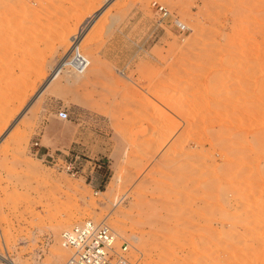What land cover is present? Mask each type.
Masks as SVG:
<instances>
[{
	"label": "rangeland",
	"instance_id": "1",
	"mask_svg": "<svg viewBox=\"0 0 264 264\" xmlns=\"http://www.w3.org/2000/svg\"><path fill=\"white\" fill-rule=\"evenodd\" d=\"M86 219L135 264L264 263V0H0V253L70 264Z\"/></svg>",
	"mask_w": 264,
	"mask_h": 264
},
{
	"label": "built area",
	"instance_id": "2",
	"mask_svg": "<svg viewBox=\"0 0 264 264\" xmlns=\"http://www.w3.org/2000/svg\"><path fill=\"white\" fill-rule=\"evenodd\" d=\"M157 9L160 19L171 16L169 8L156 1L153 3ZM180 27L186 29V25L179 21ZM88 57V56H87ZM81 46L74 41L62 56L64 58L63 68L78 73L85 72L91 65V59L87 58ZM59 116L68 117L66 110H60ZM34 142V145H38ZM73 175L82 173V169L72 161L63 163ZM121 242H118V241ZM61 244L71 251L68 259L70 264H135L132 251L135 245L115 230L106 220L95 221L86 219L61 233ZM264 264V263H259Z\"/></svg>",
	"mask_w": 264,
	"mask_h": 264
},
{
	"label": "bare ground",
	"instance_id": "3",
	"mask_svg": "<svg viewBox=\"0 0 264 264\" xmlns=\"http://www.w3.org/2000/svg\"><path fill=\"white\" fill-rule=\"evenodd\" d=\"M91 20H92V18H91ZM89 22V19L88 20H86V22L84 23V25H86L87 23ZM81 32V30L75 35V36H73V39H72V41H74L75 43H77V44H81L80 42V39H78L79 38V36H80V33ZM83 54L87 57V55L83 52ZM88 58V57H87ZM63 65H64V58H61L60 59V63H58L57 64V66H55V68H54V70H53V72L50 74V76H49V78L47 79V81L44 83V85L41 87V91L44 89V88H46L54 79H56L60 74H61V72L64 70V68H63ZM88 70V69H87ZM86 70V71H87ZM69 72H75V71H69ZM75 73H78V72H75ZM74 73V74H75ZM84 73V72H83ZM83 73H80V74H83ZM39 90V93L41 92ZM38 93V94H39ZM134 237V239L136 240V241H138L139 240V237L138 236H133ZM0 258L1 259H3V260H5L8 264H19V263H17L15 260H13V259H11V258H8V257H6V256H4V254H2V253H0ZM68 263H69V261H68Z\"/></svg>",
	"mask_w": 264,
	"mask_h": 264
},
{
	"label": "crops",
	"instance_id": "4",
	"mask_svg": "<svg viewBox=\"0 0 264 264\" xmlns=\"http://www.w3.org/2000/svg\"><path fill=\"white\" fill-rule=\"evenodd\" d=\"M58 118H59L60 120H64V119H65V118H63V117H61V116H59V115H58Z\"/></svg>",
	"mask_w": 264,
	"mask_h": 264
}]
</instances>
